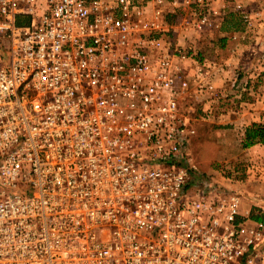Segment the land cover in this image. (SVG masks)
I'll use <instances>...</instances> for the list:
<instances>
[{
	"label": "built area",
	"instance_id": "built-area-1",
	"mask_svg": "<svg viewBox=\"0 0 264 264\" xmlns=\"http://www.w3.org/2000/svg\"><path fill=\"white\" fill-rule=\"evenodd\" d=\"M180 6L222 24L214 0H0V264H264V220L191 165Z\"/></svg>",
	"mask_w": 264,
	"mask_h": 264
},
{
	"label": "rangeland",
	"instance_id": "rangeland-1",
	"mask_svg": "<svg viewBox=\"0 0 264 264\" xmlns=\"http://www.w3.org/2000/svg\"><path fill=\"white\" fill-rule=\"evenodd\" d=\"M214 3L221 11L222 24L218 28L189 27L186 22L190 11L183 6L166 14L172 26L165 34L166 41L172 47L196 52L197 63L205 69L197 78L196 63L187 62L193 80L183 104L198 118L191 143V165L197 167L198 178L210 179L238 193L242 213L247 209L252 218L264 217V143L250 147L242 144L246 127L264 124V49L261 51L262 42L252 39L262 33L259 29L264 0H214ZM238 4L250 15L249 23L244 21ZM229 15L227 24L241 32L236 31L232 39L223 43L221 30ZM204 37L208 40L205 43L201 40ZM3 45L0 40V57L4 54ZM216 48L220 49L218 54ZM249 50H259L260 54L250 58L248 68L239 64L230 70L233 65L232 60L228 64L230 59L244 60Z\"/></svg>",
	"mask_w": 264,
	"mask_h": 264
},
{
	"label": "crops",
	"instance_id": "crops-1",
	"mask_svg": "<svg viewBox=\"0 0 264 264\" xmlns=\"http://www.w3.org/2000/svg\"><path fill=\"white\" fill-rule=\"evenodd\" d=\"M257 7H258V5H257ZM262 8L264 9V3H262ZM230 15H231V13H230ZM230 15L227 17V20H226V22H225V25L223 26V30H221V31H223V32H221V35H220V36H223L221 40H223L224 38H226L227 40H230V39H232L231 36H233L234 33H237L236 31L241 32V30L237 29L236 26H232V25H228V24H227V22H228V18L230 17ZM232 15H234V14H232ZM262 18H263V19H262ZM261 20H262V26H261L262 28L259 29V32H262V33H259V35H254V36L252 37V39H253V40H256L257 43L262 42V46L260 47V48H262V49H261V51H262V50L264 49V11L262 12ZM232 32H233V33H232ZM233 37H234V36H233ZM240 37H241V36H240ZM240 37H239V38H240ZM201 40H203L204 43H205L206 41H208V40H207V37L201 38ZM205 40H206V41H205ZM215 40H216V43H217V39H215ZM254 45H256V44H254ZM215 50H216V52H217V54H218V52H219L218 50H220V49H219V48H216ZM258 51H259V50H256L255 52H252V51H250V50H249V52L246 51V52H247V57L244 58V60H242V59H236V58H232V59H230V61H229L228 64H230L231 60H232V62H233V65H232V67L230 68V70L233 69L234 67H238L239 64H246V65H245V66H246L245 68H248V65L250 64V58L253 57V56L259 55L260 52H258ZM228 55H229V56H232L231 51H229V54H228ZM245 61H246V63H245ZM245 210L247 211V209H245ZM244 212H245V211H244Z\"/></svg>",
	"mask_w": 264,
	"mask_h": 264
},
{
	"label": "trees",
	"instance_id": "trees-1",
	"mask_svg": "<svg viewBox=\"0 0 264 264\" xmlns=\"http://www.w3.org/2000/svg\"><path fill=\"white\" fill-rule=\"evenodd\" d=\"M26 21H27V18L25 17L24 18L20 17L18 19L19 23L26 22ZM226 40L227 39L224 38L222 40L223 43ZM258 143H264V124L263 123H253L252 125L246 127L242 144L244 147H250ZM253 218L257 220L264 219V217L260 215H254Z\"/></svg>",
	"mask_w": 264,
	"mask_h": 264
}]
</instances>
